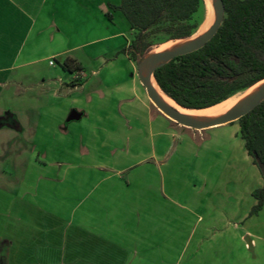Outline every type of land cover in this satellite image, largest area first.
Here are the masks:
<instances>
[{"label":"crops","instance_id":"0c3cea01","mask_svg":"<svg viewBox=\"0 0 264 264\" xmlns=\"http://www.w3.org/2000/svg\"><path fill=\"white\" fill-rule=\"evenodd\" d=\"M70 1L0 0L3 263L53 264V253L60 251L70 253L68 264H264V212L251 213L258 203L253 193L264 187V176L245 148L240 125L230 134L231 142L221 145L219 140L227 138L216 130L223 126L209 129L216 131L206 143L213 159L209 158L208 168L195 167L188 162H194L197 150H191L189 143L173 152L170 140L185 131L155 107L136 71L125 77L123 71H110L89 100L76 93L86 85L84 77L74 89L70 87L75 78L49 93L52 100L66 98L69 109L82 106L74 108L82 117L73 122L86 120V125L66 121L64 126L61 121L54 131L44 122L42 129V118L34 105L29 106L30 91L43 83L36 69L39 61L70 53L56 45L64 40ZM130 44L127 40L124 47ZM25 98L29 104L25 111L11 108ZM82 134L88 145L94 143L93 149L85 150L90 164L84 169L70 164V137ZM223 149L226 161L235 149L241 152L257 184H226L229 190L215 191L221 181L210 180L207 174ZM54 155L61 160H54ZM176 157L185 164L180 171L173 165ZM75 170H85L97 180L87 182ZM53 171L61 180L48 178ZM59 183L70 192L92 186L95 195L71 196L68 191L61 197L50 195ZM233 188L242 192L239 198ZM211 196L217 199L212 201ZM62 255L57 264H64Z\"/></svg>","mask_w":264,"mask_h":264},{"label":"rangeland","instance_id":"374dc122","mask_svg":"<svg viewBox=\"0 0 264 264\" xmlns=\"http://www.w3.org/2000/svg\"><path fill=\"white\" fill-rule=\"evenodd\" d=\"M108 2H113L116 4L119 3L120 0L70 1V20L68 22H64L65 24L63 27L64 34L62 35L64 40L62 43L57 42L56 44L61 48L69 49L70 53L64 56H58L39 61L36 65V69L40 71L41 75L44 77V79H40V82H43L41 84L44 85L38 83L37 85H33V87L31 88L30 93L31 100H33L32 104H27L28 101L25 98L24 100L22 99L21 102L17 101L15 104H13V106L11 105V108L13 107V110L22 112L25 111L29 106L33 107L34 105L36 108L35 110H37L38 112V116L42 118V129L47 128L49 130L52 128L55 131L57 130V127L59 125L57 124V122L63 121V125L66 126V121L71 111L74 110V108L78 109L82 106L74 105L70 106L71 109H69L66 98L62 97L59 100H52L51 95L49 94L52 88H55L61 83L70 84V82H72L76 77H78L81 81L84 77L86 85H84L83 88H81L76 93H80L81 95H83L85 100H89L90 98H92L91 92L101 84V81L104 77H108L110 75V71H123V74L121 75H123L124 77L126 75V72L129 73L130 71H136L135 73L139 78L138 64L141 61L143 54H138L137 59L133 60L128 54H124L122 52V49L127 44V40L132 42L136 38L138 32H131L129 23L125 19L124 15L119 11H111L108 8ZM82 6L84 7V9L81 10L79 7L82 8ZM108 12L113 15L112 19L107 16ZM207 16L208 9L204 6L203 3L199 12L194 15L193 21L198 22L201 25L204 23ZM169 39V36L162 30L161 27L152 29L151 31L147 32L146 43L149 46L147 52L158 50L160 46L169 41ZM51 62H53V64H51ZM66 63L69 65V69L65 67ZM131 65L133 70L131 69ZM80 71H83L84 76L83 74H78ZM101 71L102 74H100ZM112 79H115V76H113ZM72 87L73 86H71L70 89H74ZM46 88L48 92H44L43 89L46 90ZM78 97V94L74 95L73 99ZM85 121L86 120L72 123L74 126H82L86 125ZM44 122L46 124L48 123L47 126ZM174 125L178 128L182 127L179 129H182V131H185V133H180L174 138V140L169 139L171 143L170 147L172 148V150L175 148L177 149V147L180 150L182 148V145H186L189 143L190 146H192L191 150H197V152H195V155H197L195 156V158H193L194 162H192V159H189L188 163L195 165V167L201 165L206 167L207 163L209 162V158L211 160L213 159L212 156H209L210 152H208V150L206 151L208 136L217 131L216 133H221L225 136V139L227 138L226 141L219 140V143H217V145H219L220 143L231 142V140H229L230 134L235 127L237 128L239 126V123L236 121L232 124H228L227 126H223L222 128H219L218 130L213 132H211V130L209 129L201 131L189 129L177 123H175ZM84 127L85 126L81 127L83 130L80 131H84ZM44 132L46 131L44 130ZM83 135L84 134H82V137L80 138L70 137V164L72 166H75L76 168L77 166H79L81 167V169L88 167V164H90L89 158L85 157V155L88 154L87 152L85 153V150L87 151L94 148V143L92 144L90 142V144L92 145H88V142L83 140ZM194 135L197 136L195 137ZM99 141L101 144L102 141ZM100 144H98V151H101V147L99 146ZM217 145L213 147H216ZM190 146H187L188 149H190ZM213 150H211V152ZM176 156H179L178 153L176 154ZM177 157L175 158L173 165L175 169L177 168L180 171L181 167L185 166V164L182 160H178ZM227 157L228 155L223 149L221 154H219L217 157V164L213 166L207 174V177L210 180L221 181L215 191L221 192L229 190L228 187H226V184L230 187H245L246 183L247 186L257 184V180L254 176L255 172H253V168L249 164V162H246L243 159L241 152L236 151L235 149L233 156H231V158L226 161ZM53 159L58 160L59 158L57 159L56 155H54ZM60 160L61 158L59 159V161ZM209 165L210 163L208 164V166ZM84 171L85 170H75L76 174H78L81 179L86 178L87 182H94L95 180H97V178L95 176H92L91 173H85ZM136 173L137 172L135 171L132 174L135 175ZM57 174L58 173H56V171H53L51 177L50 174H48V178L54 179L55 181L61 180L60 175L58 174L57 177ZM199 179L201 180L200 177ZM233 190H236V188H233ZM67 191L70 192V189H62L59 183L58 185H55L51 188L50 195L54 197H61L63 195H66ZM77 191L80 193L77 194ZM72 194L74 196L95 195L94 191L92 190V186L86 187L84 189H71L70 195L72 196ZM186 194L190 195L188 188H186ZM181 195H185V192ZM235 195H237L235 196L236 198H239L242 195V192L236 190ZM215 198L217 199V197L211 196L212 201ZM226 198L228 197H225L223 199ZM222 202H224V200H222ZM261 211L264 212V207ZM55 247H57L56 243ZM60 254V251L53 253L52 263L57 264L58 259L61 258V255L63 254L62 258L66 256V259L65 261L63 260V263L68 264L70 253H66L67 255H65L64 253H62L61 255ZM1 257L3 256H0V264H5L3 263L4 261ZM70 263H72L71 260Z\"/></svg>","mask_w":264,"mask_h":264},{"label":"trees","instance_id":"16d2710c","mask_svg":"<svg viewBox=\"0 0 264 264\" xmlns=\"http://www.w3.org/2000/svg\"><path fill=\"white\" fill-rule=\"evenodd\" d=\"M203 3L206 7L204 0H120L118 4L109 2L108 8L121 12L130 29L138 32L122 49L136 60L138 54L147 52V32L156 27H161L169 40L194 35L201 25L193 17ZM224 3V21L212 40L155 71L161 90L185 108H211L264 79V0ZM107 16L113 17L110 12ZM65 67L69 69L67 63ZM79 81L76 77L71 86ZM237 122L245 148L263 174L264 101ZM253 195L258 203L251 213L256 214L264 206V187Z\"/></svg>","mask_w":264,"mask_h":264},{"label":"water","instance_id":"95a60500","mask_svg":"<svg viewBox=\"0 0 264 264\" xmlns=\"http://www.w3.org/2000/svg\"><path fill=\"white\" fill-rule=\"evenodd\" d=\"M211 1H213V3L215 4L214 21L211 27L202 36L192 41H189L170 51H157L156 50V51L146 52L143 54V57L138 64L139 79L141 81V84L145 88L149 99L155 105V107L173 122L183 127L194 129V130H199V131L207 130V129H211V128H215L219 126H224V125L239 121L242 117L250 113L260 103L264 101V79H263L259 81L258 83L243 90V91H247L251 89L252 87L260 84L257 91L249 95V97L246 100L234 106L229 111H227L225 114L221 115L220 117L213 118V119L197 120V119L186 117L179 111V109H177L173 105L167 104L159 96L157 87L160 89V91L162 90L157 84L156 79H155L154 74H155L156 69L179 56L187 55V54H190L192 52H195L203 48L218 33L224 21V17H225V10H226L225 3H224V0H211ZM191 37L192 36L187 37V38L174 39V40L177 41L181 39H189ZM169 41H172V40H169ZM155 84L157 85V87ZM162 93L164 92L162 91ZM164 94L169 99H171L177 106L185 108L179 105L174 99H172L166 93ZM185 109H189V108H185ZM189 110H203V109H189ZM81 117H82V114L74 109L69 114L67 122H73V121L80 120ZM262 171H263V176H264V168L262 169Z\"/></svg>","mask_w":264,"mask_h":264},{"label":"bare ground","instance_id":"6f19581e","mask_svg":"<svg viewBox=\"0 0 264 264\" xmlns=\"http://www.w3.org/2000/svg\"><path fill=\"white\" fill-rule=\"evenodd\" d=\"M204 1L206 4V8L208 9V16H207L206 20L204 21V23L201 24V26L199 27L197 32L194 35H192V37L189 39H181V40H177V41H175V40L167 41L164 44H162L157 51L173 50V49H175V48H177V47H179V46H181V45H183L189 41H192L194 39L199 38L211 27V25L214 21V17H215V14H214L215 4L211 0H204ZM259 86H260V84L252 87L251 89H249L247 91H243L242 93L237 94L236 96H234V97H232V98H230V99H228V100H226V101H224V102H222L216 106H213L211 108H207V109H203V110H189V109H185V108L177 106L171 99H169L164 93H162V91H160V89L156 85V87L158 89L159 96L161 97V99L163 101H165L167 104L175 106L186 117L197 119V120H208V119L220 117L221 115L225 114L227 111H229L234 106H236L239 103L246 100L249 97V95H251L252 93L257 91Z\"/></svg>","mask_w":264,"mask_h":264},{"label":"built area","instance_id":"2783aa9c","mask_svg":"<svg viewBox=\"0 0 264 264\" xmlns=\"http://www.w3.org/2000/svg\"><path fill=\"white\" fill-rule=\"evenodd\" d=\"M51 64H53V62H51Z\"/></svg>","mask_w":264,"mask_h":264}]
</instances>
